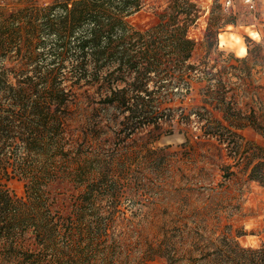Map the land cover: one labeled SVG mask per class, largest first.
Segmentation results:
<instances>
[{"label":"trees","instance_id":"1","mask_svg":"<svg viewBox=\"0 0 264 264\" xmlns=\"http://www.w3.org/2000/svg\"><path fill=\"white\" fill-rule=\"evenodd\" d=\"M143 7L144 0H53L47 6L31 5L9 13L0 6L1 254L10 257L21 250L28 257L42 254L21 243L22 234L31 230L42 250L52 251L55 264H64L61 254L67 264H148L151 255L157 254L168 255L171 263L175 259L162 244L152 245L142 258L132 260L123 256L125 248L107 244L113 214L95 212L93 201L100 195L101 176L109 173L89 180L91 189L80 197L70 234L63 230V218L53 215L47 186L59 172V164L77 163V176L94 174L86 171L90 160L84 158L78 139L69 142L66 137L69 103L77 97L76 86L100 83L106 90L101 100L125 114L122 130L128 135L171 123L175 109H163L159 104L181 95L184 99L195 82L203 84V100H218L214 108L229 121L225 125L204 106L210 114L202 126L205 134L227 130L237 135L231 127L250 125L264 130V124L237 109L232 101L251 98V63L264 60L262 52L251 57L230 55L219 69L207 58L194 63L196 41L189 27L199 17L198 5L192 0H172L148 22L132 25L127 18ZM220 21L216 17L211 22L209 39L218 36L226 21L234 22ZM3 51L15 52L18 65L5 66ZM192 120V113L185 114L183 109L180 122ZM247 145L253 149L245 156L251 167L249 177L264 186V146ZM13 176L28 180L25 197L14 196L2 183L3 177ZM116 179L109 183L117 185ZM86 202L91 211L86 210ZM205 248L197 246L202 256L189 249V260L194 264H264V244L246 247L223 238L212 250Z\"/></svg>","mask_w":264,"mask_h":264},{"label":"rangeland","instance_id":"2","mask_svg":"<svg viewBox=\"0 0 264 264\" xmlns=\"http://www.w3.org/2000/svg\"><path fill=\"white\" fill-rule=\"evenodd\" d=\"M171 1L144 0V7L127 19L139 26L167 8ZM192 1L200 9L199 17L189 27V34L196 41L192 62L200 63L207 58L219 69L230 55L251 57L258 51L264 55V0L252 3L231 0L230 4L229 0ZM51 3L53 0H0L7 13ZM216 17L221 24L226 20L234 22L226 21L218 36L209 39L208 28ZM239 40L248 48L247 53H240L236 45ZM3 53L5 66L18 63L15 52ZM255 63H251L254 66L251 98L232 101L237 109L252 114L264 124V87H260L264 85V60ZM11 79L15 80L14 75ZM202 86L195 82L184 99L181 95L176 100H161V108L175 109L171 123L153 131L143 128L132 135L122 130L125 116L122 109L101 100L106 90L100 83L74 87L77 97L69 103L66 137L69 142L78 139L84 158L90 160L86 171L93 170L94 174L77 176V163L63 162L49 182L53 215L59 220L63 218L64 231L70 234L80 197L91 189L89 180L99 178L104 172L109 175L101 176L100 195L92 207L95 212L105 213L104 216L113 214L107 226V244L125 248L123 256L128 260L142 258L152 245L158 244L175 259L171 263L168 255H151L148 264H194L188 258L192 254L189 249L195 250V256H202L197 246L212 250L223 238L246 247L264 244V186L250 179L251 167L245 159L253 150L247 142L264 146V130L250 125L240 129L231 127L237 135L227 130L205 134L202 126L210 114L204 106L225 125L229 121L214 108L218 100H203ZM183 109L185 114L192 113L193 120L188 124L180 122ZM113 177L117 178V185L109 183ZM1 181L14 196L27 195V179L13 176L3 177ZM85 207L91 211L89 202ZM21 240L25 249L42 254L28 257L21 250L9 257L0 253V264L58 263L53 260L52 251L45 252L37 244L31 230L25 231ZM61 256L62 263L67 264L65 256Z\"/></svg>","mask_w":264,"mask_h":264},{"label":"bare ground","instance_id":"3","mask_svg":"<svg viewBox=\"0 0 264 264\" xmlns=\"http://www.w3.org/2000/svg\"><path fill=\"white\" fill-rule=\"evenodd\" d=\"M223 41L225 43L224 38H223ZM236 45H237V47H239V51H240L241 54L247 53L248 48L241 43V40L237 41Z\"/></svg>","mask_w":264,"mask_h":264},{"label":"built area","instance_id":"4","mask_svg":"<svg viewBox=\"0 0 264 264\" xmlns=\"http://www.w3.org/2000/svg\"><path fill=\"white\" fill-rule=\"evenodd\" d=\"M248 3H252L253 2V0H246ZM229 2V4L232 2L231 0H229L228 1ZM252 6H254V4H252Z\"/></svg>","mask_w":264,"mask_h":264}]
</instances>
